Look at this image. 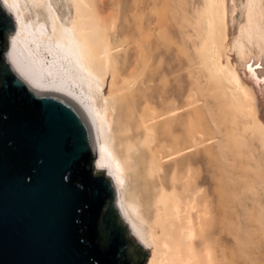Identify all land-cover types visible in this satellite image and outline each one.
Wrapping results in <instances>:
<instances>
[{
  "label": "rangeland",
  "instance_id": "obj_1",
  "mask_svg": "<svg viewBox=\"0 0 264 264\" xmlns=\"http://www.w3.org/2000/svg\"><path fill=\"white\" fill-rule=\"evenodd\" d=\"M51 1L66 25L76 24V0ZM186 1L184 6L196 8L191 6V22L196 24L202 2ZM27 2L20 0L26 16L35 20L44 16L42 9ZM142 3L88 0L99 13L112 14L122 28L118 33L110 29L108 40L116 60L111 61V70L116 74L107 71L103 92L109 104L113 102V144L131 165L123 189L138 210L128 207L125 216L138 225L144 248L152 255L158 249L166 255L170 244L161 239L169 238L168 231L173 232L180 221L195 220L191 216L202 202H208L205 219L225 222L224 228L213 224L217 227L214 234L209 232L214 228L207 231L214 264L220 262L218 234L224 235L219 246L225 244V264H264V141L260 129L244 102L211 77L205 63L187 62L193 49L179 36L173 39L171 51L161 56L159 78L146 81L141 52L130 42L129 26L131 17L143 16ZM195 107L200 108V121L194 116ZM161 123L174 124L169 135L158 126ZM192 125L196 136L190 131ZM191 170L196 172L198 186L188 179Z\"/></svg>",
  "mask_w": 264,
  "mask_h": 264
},
{
  "label": "bare ground",
  "instance_id": "obj_2",
  "mask_svg": "<svg viewBox=\"0 0 264 264\" xmlns=\"http://www.w3.org/2000/svg\"><path fill=\"white\" fill-rule=\"evenodd\" d=\"M185 1L143 0V16L140 13L139 19L136 14L131 17L130 42L135 50L141 52L146 81L159 78L161 56L163 52L167 54L171 51L173 39L179 36L193 49L187 62L205 63L211 77L215 76L223 86L233 90L236 98L248 108L264 141V0H198L202 2V8L196 24L191 22L192 5L184 6ZM3 2L17 22V29L11 33L7 49L11 65L38 92L62 95L86 112L99 143L97 165L110 171L116 178L119 185L116 205L130 224L131 235L146 246L138 225L125 216L126 208L136 212L138 205L124 193L127 166L130 164L120 156L113 144V102L109 104V96L103 92V77L107 71L116 74L111 70L114 56L108 40L110 29L118 33L121 26L113 20L112 14H101L97 6H89L88 0H76L78 18L76 24L71 26L60 18L51 0H28L43 11L44 16L40 15L42 18L36 20L33 15V18L25 15L20 0ZM192 7L196 9L194 5ZM134 8L138 9V6ZM194 116L200 121L199 107H195ZM175 124H178V119ZM158 126L169 135L174 124L166 126L161 123ZM193 126L190 131L196 136ZM195 173L191 170L188 179H194L193 182L197 183ZM200 205L191 216L195 220L190 219V223L180 221L173 232L168 231L169 238L161 239L169 241L168 253L163 255L158 249L147 264H214L213 247L206 238L218 226L224 228L225 222L219 221V218H214L217 222L213 218L205 219L208 202ZM215 223L218 224L216 228L213 227ZM211 228L214 230L207 234ZM222 230L221 233H224ZM218 236L219 240L215 242L221 240L223 243L224 235ZM197 238L199 241H195ZM219 244V264H225V244ZM199 245L201 250L197 249Z\"/></svg>",
  "mask_w": 264,
  "mask_h": 264
},
{
  "label": "water",
  "instance_id": "obj_3",
  "mask_svg": "<svg viewBox=\"0 0 264 264\" xmlns=\"http://www.w3.org/2000/svg\"><path fill=\"white\" fill-rule=\"evenodd\" d=\"M16 29L0 0V264H147L86 112L11 65Z\"/></svg>",
  "mask_w": 264,
  "mask_h": 264
}]
</instances>
